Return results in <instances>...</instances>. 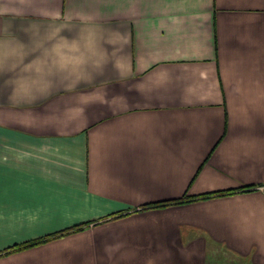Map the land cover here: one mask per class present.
Segmentation results:
<instances>
[{"label":"crops","instance_id":"crops-1","mask_svg":"<svg viewBox=\"0 0 264 264\" xmlns=\"http://www.w3.org/2000/svg\"><path fill=\"white\" fill-rule=\"evenodd\" d=\"M225 254L264 264V0H0V264Z\"/></svg>","mask_w":264,"mask_h":264},{"label":"trees","instance_id":"trees-1","mask_svg":"<svg viewBox=\"0 0 264 264\" xmlns=\"http://www.w3.org/2000/svg\"><path fill=\"white\" fill-rule=\"evenodd\" d=\"M236 192L237 191H220V192L208 193V194H205V195H202V196H188V195H186V196H184L182 198H179V199H176V200H173V201L150 204V205L145 206L144 208H155V207L169 206V205H173V204H182V203H186V202H192V201H196V200H200V199H207V198H212V197H216V196L232 194V193H236ZM83 228H84L83 226L75 227V228H73L71 230H66V231L62 232L59 235H53V236L47 237L45 239L37 240L35 242H30V243H25V244L13 246L10 249H8L6 251V253H11V252H14V251H17V250H22L24 248H29V247L35 246L37 244H40V243H42V242H44L46 240H49V239H51L53 237L55 238L57 236L66 235V234H68L70 232L81 230Z\"/></svg>","mask_w":264,"mask_h":264},{"label":"rangeland","instance_id":"rangeland-1","mask_svg":"<svg viewBox=\"0 0 264 264\" xmlns=\"http://www.w3.org/2000/svg\"><path fill=\"white\" fill-rule=\"evenodd\" d=\"M222 262L221 264H252L251 261L245 259L244 257L232 256L230 254H225Z\"/></svg>","mask_w":264,"mask_h":264}]
</instances>
